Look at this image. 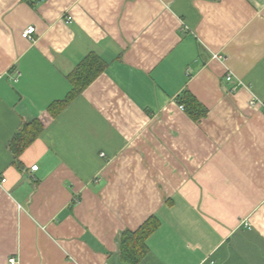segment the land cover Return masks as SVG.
I'll return each mask as SVG.
<instances>
[{
  "label": "crops",
  "instance_id": "0c3cea01",
  "mask_svg": "<svg viewBox=\"0 0 264 264\" xmlns=\"http://www.w3.org/2000/svg\"><path fill=\"white\" fill-rule=\"evenodd\" d=\"M88 54L103 69L51 110ZM153 216L134 263L126 233ZM12 257L264 264V0H0V264Z\"/></svg>",
  "mask_w": 264,
  "mask_h": 264
},
{
  "label": "trees",
  "instance_id": "16d2710c",
  "mask_svg": "<svg viewBox=\"0 0 264 264\" xmlns=\"http://www.w3.org/2000/svg\"><path fill=\"white\" fill-rule=\"evenodd\" d=\"M102 69L103 63H101L98 56L95 54H88L70 75V79L73 84L72 90L64 100L54 102L50 109L63 108L76 95L81 93ZM180 102L184 105L188 113L194 117H197L200 113L204 112L202 104L188 91L184 93ZM42 126L43 125L40 121H35L31 124L30 128L27 127V125L26 127H23L14 139V145L17 147L15 151L18 152L20 147L26 144L23 143L24 140H33L42 129ZM155 220L156 218L153 216L149 218L137 231H128L126 233V240L129 241L127 243L128 249H126V256L130 258L132 255L131 261L134 263L142 260L148 252L147 238L156 226Z\"/></svg>",
  "mask_w": 264,
  "mask_h": 264
},
{
  "label": "built area",
  "instance_id": "2783aa9c",
  "mask_svg": "<svg viewBox=\"0 0 264 264\" xmlns=\"http://www.w3.org/2000/svg\"><path fill=\"white\" fill-rule=\"evenodd\" d=\"M36 32V27L34 25H29L28 27H26L24 30H23V33L22 35L25 37V38H32V35ZM217 57H222V56H219V55H216ZM227 80L231 81L233 79V75L230 73L227 75ZM182 107V106H181ZM103 155V153H102ZM32 169L33 170H37L38 169V165H33L32 166ZM6 181V178H3L1 182H5ZM9 262L10 264H18V261L15 257H12L9 259Z\"/></svg>",
  "mask_w": 264,
  "mask_h": 264
}]
</instances>
